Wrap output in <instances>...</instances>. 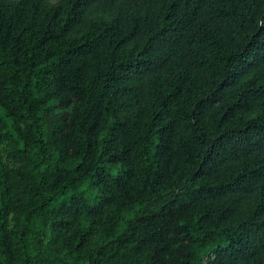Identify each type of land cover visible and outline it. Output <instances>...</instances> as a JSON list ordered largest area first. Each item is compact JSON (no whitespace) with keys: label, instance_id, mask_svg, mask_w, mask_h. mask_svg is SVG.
Returning <instances> with one entry per match:
<instances>
[{"label":"trees","instance_id":"16d2710c","mask_svg":"<svg viewBox=\"0 0 264 264\" xmlns=\"http://www.w3.org/2000/svg\"><path fill=\"white\" fill-rule=\"evenodd\" d=\"M0 264H264V0H0Z\"/></svg>","mask_w":264,"mask_h":264}]
</instances>
